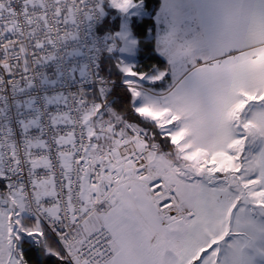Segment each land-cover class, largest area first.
Segmentation results:
<instances>
[{
	"label": "snow or ice",
	"instance_id": "6c2138e0",
	"mask_svg": "<svg viewBox=\"0 0 264 264\" xmlns=\"http://www.w3.org/2000/svg\"><path fill=\"white\" fill-rule=\"evenodd\" d=\"M0 264H264V0H0Z\"/></svg>",
	"mask_w": 264,
	"mask_h": 264
}]
</instances>
